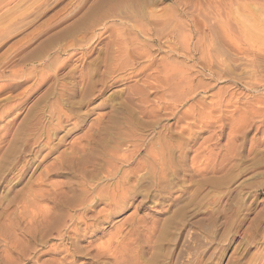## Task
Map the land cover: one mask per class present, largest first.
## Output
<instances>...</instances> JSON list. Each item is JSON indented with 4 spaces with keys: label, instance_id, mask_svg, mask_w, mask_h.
<instances>
[{
    "label": "rangeland",
    "instance_id": "374dc122",
    "mask_svg": "<svg viewBox=\"0 0 264 264\" xmlns=\"http://www.w3.org/2000/svg\"><path fill=\"white\" fill-rule=\"evenodd\" d=\"M22 1L0 0V264H264V0ZM127 175L90 237L32 229L52 190L90 217Z\"/></svg>",
    "mask_w": 264,
    "mask_h": 264
},
{
    "label": "bare ground",
    "instance_id": "6f19581e",
    "mask_svg": "<svg viewBox=\"0 0 264 264\" xmlns=\"http://www.w3.org/2000/svg\"><path fill=\"white\" fill-rule=\"evenodd\" d=\"M3 1H5V0H2V3H3ZM9 1V0H8ZM17 1V0H16ZM10 2H12V1H10ZM24 1H22V0H20V2L19 3H23ZM18 3V4H19ZM14 4H15V2H14ZM1 5V4H0ZM3 7V6H2ZM7 7V6H6ZM9 12V11H8ZM3 33V32H2ZM70 74V73H69ZM44 78H45V76H44ZM44 78H41V80L38 82V85H40V84H42V83H44L45 82V79ZM46 78H47V76H46ZM21 79V78H20ZM73 92V91H72ZM75 92V91H74ZM71 94V93H70ZM69 96V95H68ZM57 122L59 123V116L57 117ZM163 150V149H162ZM161 150V151H162ZM114 154V153H113ZM168 154V153H167ZM162 156V155H161ZM115 157V156H114ZM152 157H153V155H152ZM151 157V158H152ZM85 158V157H84ZM117 158H119V157H117ZM154 160V159H153ZM155 160H156V162H158V160L155 158ZM154 160V161H155ZM84 161V160H83ZM89 161V160H88ZM132 160L131 159H128L127 160V162L128 163H130ZM158 163H161V165L163 164L162 163V160L160 159V161L158 162ZM167 163V162H166ZM27 166V165H26ZM203 166H206V164L205 165H203ZM23 168H25V167H23ZM205 167H203V169H204ZM199 169V168H198ZM72 169H70V168H68V169H66V171L67 172H69L70 174L72 173V174H74L73 173V171H71ZM124 174V173H123ZM133 174V172H131V174H128V175H132ZM128 175H127V177H123V178H121L119 181H117L115 184H114V190H117V192H112V193H107V195H105L106 194V192L105 193H95V195L91 198V200H90V202H88V204H90V206L85 210V215H87V214H89V213H91V214H94V212L91 210V208H93V207H95L97 204H104L106 207H107V211H105V210H100V212H97L96 214H94L93 216H91L90 215V217H87V216H84L83 214H79V215H75V216H73V215H69V213L68 212H70V211H72V209H73V207H75V206H77L78 207V205H84L85 206V204H87L86 202H85V199H84V197H83V195L84 194H87L88 192L86 191V190H84L81 186H77V188L75 187V184H69L68 186H67V191L66 192H64V193H60V194H56V192H57V190H55V191H53L52 190V188L55 186H51V190H52V194H54V196H59L60 197V199H61V201H60V199H59V202H55L54 203V207L52 208V209H50V210H45V209H41V207L39 208V206H38V208L36 207L35 209H33L34 210V213H33V215H34V217H37V220H35V222H34V225H33V223H32V229H35V233L37 234V233H39V229H42L41 231L43 232V229L44 230H46V229H48V228H51V227H53V229H57V226L58 225H62V222H63V220L64 219H68L69 221H70V223L72 222V223H75V225L71 228V231H70V233L72 234V238H73V241H76L78 238H80V237H90V234H94L95 232H97L99 229H100V227L102 226V225H104V224H106L107 222H109V220L111 219V216L113 215V214H115L116 212H118L122 207H123V205L125 204V197H126V193L125 192H123V187H124V185H127L128 184V182L130 181V179H129V177H128ZM108 177H110L109 176V174H108ZM117 177V176H116ZM115 179H113V181H114ZM143 180V177H140V178H138L137 179V183H140L141 181ZM108 185V184H107ZM109 185H110V183H109ZM54 189V188H53ZM55 189H58L57 187H55ZM62 189V188H61ZM60 189V190H61ZM50 190V191H51ZM60 190H58V192L60 191ZM109 190V189H108ZM62 191H64V190H62ZM126 191V190H125ZM61 192V191H60ZM49 193H51V192H49ZM39 194H41L40 192H39ZM36 196V195H35ZM48 197V196H47ZM52 197H53V195H52ZM89 198V197H88ZM51 199V198H50ZM57 199V198H56ZM119 199V200H118ZM118 200V201H117ZM50 201V200H49ZM53 202V201H52ZM86 207V206H85ZM99 211V210H98ZM30 213H32V212H30ZM74 213V212H73ZM74 214H76V213H74ZM33 215L31 216V217H33ZM89 216V215H88ZM28 218V217H27ZM26 218V219H27ZM30 218V217H29ZM21 219V218H20ZM25 219V220H26ZM38 219H40V220H38ZM17 221H18V219H16ZM30 220V222L32 221H34V219L32 220V219H29ZM10 221V220H9ZM8 221V222H9ZM13 221H15V219L13 220ZM24 221V220H23ZM11 222H12V220H11ZM25 222V221H24ZM28 223V222H27ZM11 224V223H10ZM24 224V223H23ZM22 224V225H23ZM78 224H82V226L84 227V229L81 231L76 225H78ZM9 225V224H8ZM28 225H30V224H28ZM39 225H41L40 227H38ZM34 226V227H33ZM25 227V226H24ZM29 227V226H28ZM27 227V228H28ZM38 227V228H37ZM68 227V226H67ZM21 228V227H20ZM22 228H23V226H22ZM21 228V229H22ZM120 228V227H119ZM29 229H31V227H29ZM65 229H67V228H65ZM64 229V230H65ZM117 230H118V228H116ZM115 229V230H116ZM122 229V228H121ZM25 230V229H24ZM26 230H28V229H26ZM12 231V233H13V231L14 230H11ZM31 231L32 230H30V233H31ZM55 231H57V230H55ZM120 231V230H119ZM24 232V231H23ZM34 232V231H33ZM117 234H118V232L117 231H115ZM29 232H28V234H30ZM41 233V232H40ZM52 233V232H51ZM65 233V232H64ZM100 233V232H99ZM22 234V233H21ZM25 234V233H24ZM116 234V235H117ZM13 235V234H12ZM35 235V234H34ZM39 235V234H38ZM92 236V235H91ZM11 238H12V236H10ZM15 237V236H14ZM26 237V236H25ZM115 237V236H114ZM117 237V236H116ZM5 238H6V235H5ZM30 241H31V239L29 238V237H27ZM35 238V237H34ZM20 239V238H19ZM12 240V239H11ZM11 240H9V244H10V247H9V249L12 251V252H14V253H16V254H22V255H24V244L22 243V241H19V240H17V239H13V241H11ZM21 240V239H20ZM111 240H112V238H111ZM114 240V239H113ZM34 241V240H33ZM36 241V240H35ZM48 241H49V239H48ZM109 241H110V238H109ZM116 244H117V242H116ZM44 245H46V244H44ZM49 245V244H48ZM91 245V244H90ZM64 246V245H63ZM112 246V244H111V241L110 242H106V244H102L101 245V247H99V248H97V251L95 250L94 251V253L96 252V254H94L95 256H94V258L95 259H98V258H100V257H102V256H104L103 254L104 253H106V251L107 250H109V251H111V249H109L110 247ZM8 247V246H7ZM68 247H69V245H68ZM71 247H72V251H71V253L69 254L68 252V254L70 255V256H75V254L79 251V249L74 245V243H72L71 244ZM113 247H114V245H113ZM27 248V247H26ZM40 248V247H39ZM4 249V248H3ZM68 249V248H67ZM88 250H89V248H87ZM91 249H92V247H91ZM90 249V250H91ZM115 249V248H114ZM114 249H113V251H114ZM118 249V248H117ZM9 250V251H10ZM26 250V249H25ZM43 250V249H42ZM88 250H86V251H88ZM4 252L3 253H6L7 254V252H5V249L3 250ZM7 251V250H6ZM41 251V250H40ZM108 252V251H107ZM1 253V252H0ZM84 253H85V251H84ZM83 253V254H84ZM89 254H91L90 252H89ZM92 254V255H93ZM112 254V253H111ZM113 254H114V252H113ZM10 254H8V256H9ZM30 255V254H29ZM106 255H107V253H106ZM32 256V255H31ZM80 256V255H79ZM12 257V256H11ZM29 257V256H28ZM107 257H110V256H108L107 255ZM8 258H10V257H8ZM18 258V257H17ZM31 258V257H30ZM93 258V259H94ZM103 258H105V257H103ZM35 259V258H34ZM71 259H72V257H71ZM13 260V259H12ZM12 260L10 259L9 261H8V263L11 261V263H12ZM64 260V259H63ZM100 260H101V258H100ZM41 261V260H40ZM59 261V260H58ZM97 261V260H96ZM16 264V262H13V264ZM19 263V262H18ZM23 263V262H22ZM40 262H38V264H39ZM59 263V262H58ZM58 263H54V264H58ZM61 263V262H60ZM62 264V263H61ZM64 264H65V262H64Z\"/></svg>",
    "mask_w": 264,
    "mask_h": 264
}]
</instances>
